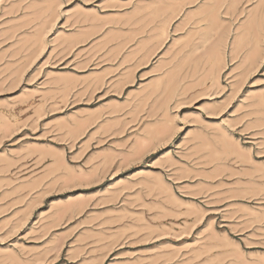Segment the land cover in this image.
I'll list each match as a JSON object with an SVG mask.
<instances>
[{"label": "rangeland", "instance_id": "374dc122", "mask_svg": "<svg viewBox=\"0 0 264 264\" xmlns=\"http://www.w3.org/2000/svg\"><path fill=\"white\" fill-rule=\"evenodd\" d=\"M262 85L264 0H0V264H264Z\"/></svg>", "mask_w": 264, "mask_h": 264}, {"label": "bare ground", "instance_id": "6f19581e", "mask_svg": "<svg viewBox=\"0 0 264 264\" xmlns=\"http://www.w3.org/2000/svg\"><path fill=\"white\" fill-rule=\"evenodd\" d=\"M239 1H240V0H239ZM241 1H242V0H241ZM233 7H234V6H233ZM231 8H232V7H231ZM231 10H232V9H231ZM203 12H204V11H203ZM219 12H220V11H219ZM207 16H208V15H207ZM206 18H207V17H206ZM206 18H205V19H206ZM207 20H208V19H207ZM212 22H213V21H212ZM209 23H210V22H209ZM211 24H212V23H211ZM212 25H213V24H212ZM209 29H210V28H209ZM214 31H215V30H214ZM215 32H216V31H215ZM211 33H212V32H211ZM237 44H238V43H237ZM234 45H236V44H234ZM236 48H237V46H235V47L233 48V51H234ZM213 51H214V50H213ZM252 58H253V57H252ZM211 61H212V60H211ZM213 61H214V60H213ZM210 77H211V76H210ZM214 77H215V76H214ZM215 79H216V78H215ZM217 82H218V81H217ZM213 98H215V97H213ZM243 158H244V157H243ZM260 168H261V167H260ZM263 169H264L263 167H262V170L259 169V173L263 172L262 175L264 176V171H263ZM257 172H258V169H257ZM257 172H256V174H258ZM254 173H255V172H254ZM259 177H260V176H259ZM263 178H264V177H263Z\"/></svg>", "mask_w": 264, "mask_h": 264}, {"label": "snow or ice", "instance_id": "6c2138e0", "mask_svg": "<svg viewBox=\"0 0 264 264\" xmlns=\"http://www.w3.org/2000/svg\"><path fill=\"white\" fill-rule=\"evenodd\" d=\"M73 6H74V4H73ZM262 86H264V85H262Z\"/></svg>", "mask_w": 264, "mask_h": 264}]
</instances>
